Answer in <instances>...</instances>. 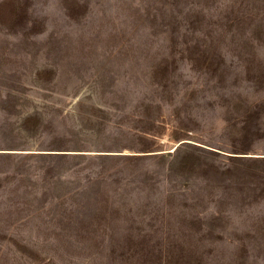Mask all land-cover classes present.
I'll list each match as a JSON object with an SVG mask.
<instances>
[{"label":"rangeland","instance_id":"obj_1","mask_svg":"<svg viewBox=\"0 0 264 264\" xmlns=\"http://www.w3.org/2000/svg\"><path fill=\"white\" fill-rule=\"evenodd\" d=\"M0 264H264V0H0Z\"/></svg>","mask_w":264,"mask_h":264}]
</instances>
